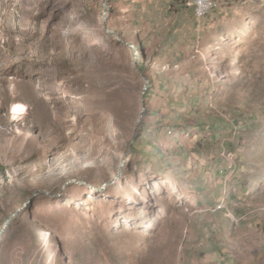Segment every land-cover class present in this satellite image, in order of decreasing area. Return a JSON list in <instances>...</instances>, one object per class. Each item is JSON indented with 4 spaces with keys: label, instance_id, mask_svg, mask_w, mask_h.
Listing matches in <instances>:
<instances>
[{
    "label": "rangeland",
    "instance_id": "1",
    "mask_svg": "<svg viewBox=\"0 0 264 264\" xmlns=\"http://www.w3.org/2000/svg\"><path fill=\"white\" fill-rule=\"evenodd\" d=\"M215 2L0 0V264H264V0Z\"/></svg>",
    "mask_w": 264,
    "mask_h": 264
},
{
    "label": "bare ground",
    "instance_id": "2",
    "mask_svg": "<svg viewBox=\"0 0 264 264\" xmlns=\"http://www.w3.org/2000/svg\"><path fill=\"white\" fill-rule=\"evenodd\" d=\"M193 4V8H199V0H191ZM215 0H207V1H202L201 2V7H200V16H196L198 19H202L209 15L213 8L215 7ZM23 7L26 8V10H30L32 7V3H23ZM14 110L12 113L16 116V118H20L21 115H24L25 112H23L25 106L24 104L21 103H15L13 104Z\"/></svg>",
    "mask_w": 264,
    "mask_h": 264
},
{
    "label": "built area",
    "instance_id": "3",
    "mask_svg": "<svg viewBox=\"0 0 264 264\" xmlns=\"http://www.w3.org/2000/svg\"><path fill=\"white\" fill-rule=\"evenodd\" d=\"M191 2V0H189ZM202 1H207V0H199V8H193L195 16H200V7H201V2Z\"/></svg>",
    "mask_w": 264,
    "mask_h": 264
},
{
    "label": "water",
    "instance_id": "4",
    "mask_svg": "<svg viewBox=\"0 0 264 264\" xmlns=\"http://www.w3.org/2000/svg\"><path fill=\"white\" fill-rule=\"evenodd\" d=\"M13 215H15V213H12V214H10V215L8 216V218L6 219L5 224L9 221V219H10Z\"/></svg>",
    "mask_w": 264,
    "mask_h": 264
},
{
    "label": "trees",
    "instance_id": "5",
    "mask_svg": "<svg viewBox=\"0 0 264 264\" xmlns=\"http://www.w3.org/2000/svg\"><path fill=\"white\" fill-rule=\"evenodd\" d=\"M189 3L191 4V2H190V1H189ZM191 5H192V4H191ZM192 8H193V7H192ZM193 12H194V11H193ZM207 16H208V15H207ZM207 16H206V17H207ZM140 45H142V44L140 43Z\"/></svg>",
    "mask_w": 264,
    "mask_h": 264
}]
</instances>
